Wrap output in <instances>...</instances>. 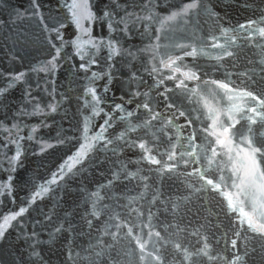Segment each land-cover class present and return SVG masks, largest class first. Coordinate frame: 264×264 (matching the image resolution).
<instances>
[{"label": "water", "instance_id": "95a60500", "mask_svg": "<svg viewBox=\"0 0 264 264\" xmlns=\"http://www.w3.org/2000/svg\"><path fill=\"white\" fill-rule=\"evenodd\" d=\"M37 2L45 18L61 19L66 14V10L62 8L64 0H37ZM190 2L191 0H151V3L155 5L152 11L159 20L129 22L130 32L122 31L123 24L111 33L104 25H92L90 27L92 36L103 38L105 41L109 38L118 41L115 45L117 53L112 61L114 79L110 90L107 93L103 91L106 83L103 76L96 79L94 83H89L91 71L98 73L109 71L106 60L108 49L97 53L98 63L91 65V71L86 74L82 71L75 72L73 65L78 66L81 61L71 44H66L63 49L64 60L55 76L56 91L52 93L53 85L46 86L43 83L46 74L33 71L34 68L39 69L42 66L43 61L47 59L49 49L41 42L40 26L37 18L32 14V0H0V87L6 85L8 73L14 75L17 72H23L26 77L10 90L7 102L11 106V111L0 107V121L12 122L18 109L26 108L29 113H32L35 104H39L43 109L41 113L18 116L15 121L21 124L20 135L24 137L21 140V149L25 159L16 174L15 202L13 203L10 198H3V203L0 204V220L8 210H18L29 196V186L23 181L30 179L37 185V189L46 187L45 182L51 179L48 170L53 169V166L60 162V158L71 147L67 143L56 145L54 149H48L46 156L42 153L37 155L41 142H51L50 138L60 131H64L69 136L80 137V133L76 131L77 121H80L83 126L84 117L88 115L84 100H91L90 95L86 96L84 93L87 87H95L98 95L104 98L100 106L105 109V112L111 111L113 103H122L128 111L134 112L135 118H127L126 112H116L117 118L113 120L112 127L108 130V134L113 138L126 130L129 120L132 125H137L148 118L142 108H136V104L143 102L145 97H134L135 103H129L127 95L129 91L138 90L141 93H148V98L152 100L156 111L164 113L166 117L175 116L176 123L181 126L179 132L181 142L186 143L184 138L195 130L198 136L197 145L203 142L206 133H203L202 129L212 124L215 113H220V119L226 120L224 113L231 104L236 103L245 111L251 106L248 98L234 97L230 101L228 96L234 95L233 93L219 89L210 83L206 88L205 82L220 80L229 83L230 88L233 89H264V83H261L264 81V71H262L264 69V37H261L258 32V29L264 28V0H202L204 5L214 10L216 15L213 18H209L208 13L203 9L199 11L191 9L183 19L180 17L175 20L166 19L172 12H178L184 4ZM91 3L94 10L114 3H120L122 7L126 4H135L137 7H129V11H136L140 15V9L145 0H91ZM118 11L120 16H123V11ZM142 14L149 15L147 12ZM249 20L255 23L248 26L246 22ZM46 22L50 21L46 19ZM65 24L64 39L71 41L75 38V29L71 23L66 21ZM240 24H245L246 28L239 29L237 26ZM249 31L253 33L250 37ZM233 36L237 37L235 41L232 40ZM88 40L87 35H81L79 40V46L85 54L91 50ZM217 42L221 48L212 47ZM151 45H158V47L149 50ZM175 45L184 46V50L189 52L194 47L196 55L185 56ZM223 48L234 51L235 55L231 58L224 57ZM129 52L133 55H128ZM218 56L221 59H217ZM169 58L172 59L171 65L163 66L161 61L168 63ZM153 68L156 69L155 72L152 71ZM189 70L195 71L199 80H184L187 90L177 88V80L184 79L182 73ZM132 73L136 74L137 79L129 88V76ZM38 82L39 88L36 86ZM46 87L47 91H45ZM209 89L215 90L213 94H209ZM26 90H30L31 98L24 95ZM62 96H70V102L68 99L62 100ZM81 97H84V100ZM57 103L60 104V110L51 112L47 105ZM168 105L172 107L169 108ZM180 111L185 112L184 117L179 116ZM234 115L240 123L236 125L237 134L231 139L234 145L244 148L245 145L239 133L247 134V121L240 118L239 112ZM119 117H125V119L121 120ZM186 119L192 120L193 124L186 125ZM102 122L100 117H95L88 126L95 125L98 128ZM254 128L257 138L260 134H264V128L258 125ZM33 129L35 131H32ZM167 131V136H158L155 141L162 145L161 152L163 147L167 146L169 137L176 141V128L172 127ZM29 133L32 139H29ZM93 135H95V128L87 141L81 137V142L86 145L83 151L90 150L87 147L89 143L95 144L92 140ZM137 137L144 139L147 147L155 146L151 130L137 127L134 132L127 133L126 138L136 140ZM234 145L233 163L238 166L240 158L235 156ZM177 146L179 147V144ZM10 147L15 150V146ZM141 151L138 147H125L118 151V158L109 153V160L103 167L89 161L82 174H76L66 184L61 185L55 199L41 192L37 197V206L24 205L31 210V216L26 215L29 229L33 227L31 223L33 218L43 220L41 213L52 216L51 222L45 221L43 224L35 225L42 242L37 248L41 264H65L66 261L67 264H117L118 260L120 264H123L118 253L123 250L126 242L124 245L105 248L100 257L91 255L93 248L90 246H96L99 242H103V245L112 242L110 236L101 234L105 231V224L115 214L129 216L126 206L130 203L132 208H143L146 217L153 196L160 201L181 203V210L176 219L172 218L170 212L164 211L163 204H157L152 208L157 215L153 223L157 225V230L162 231V235H165L163 229L167 225L180 223V227L186 228L187 231L176 232L175 228H171L169 230L172 234L171 239L182 242L191 251L199 246L200 236L195 234L199 231L201 235L209 237L213 249L211 255L219 254L220 257L231 259L230 253L236 250L230 247L226 249L225 234L231 237L233 229L239 227V220L247 219L242 213L259 218L253 213L251 203L237 195L238 190L232 186L230 179H226L218 193L209 195L198 193L195 188L199 187V181L195 176L185 178L183 175L169 176L157 173L156 165L141 161ZM224 151L226 152L227 149ZM70 154L75 157V150ZM157 159L166 160L167 157L158 155ZM223 160L227 161L228 155H224ZM65 163L71 168L76 160L73 158L66 160ZM121 166L127 171L137 173L136 177L124 179L120 176L119 180L109 185L108 181L112 179V173L116 172L119 175ZM222 166L225 167V175L230 176L231 165L222 164ZM5 168V163L0 161V188L3 186L2 181L9 174ZM185 170L190 171L191 168L185 169L182 166L180 172ZM212 173L219 175L214 168ZM142 176H147L148 180L142 181L140 179ZM144 184H148L149 187L144 188ZM229 199L235 207L234 210H228V215L225 216L221 209L226 207ZM93 202H95L96 210L100 212V215L96 217L90 215ZM130 218L139 225L135 215H131ZM209 219L211 223H208ZM86 220H92L91 227L85 222ZM60 223L63 224L65 231L55 233L53 230ZM202 225L205 227H201ZM244 228H247L246 223ZM240 230L244 231L243 228ZM136 231H140L139 227ZM49 233L53 234L51 240ZM244 237H247V247L244 246L242 237L239 248V254L244 257V264H264V239H260L252 232L244 233ZM144 239L147 240L148 237L145 235ZM69 250L73 257L71 260L68 259ZM95 251H100V248L95 247ZM167 251L166 264H180V258L173 253L170 245ZM36 259L30 256V249L25 242L22 239L17 240L15 231L6 241H0V264H30V262L35 264ZM184 264H190V262L186 260ZM195 264H209V262L207 258L202 260L196 258ZM216 264H223V260L217 261Z\"/></svg>", "mask_w": 264, "mask_h": 264}, {"label": "snow or ice", "instance_id": "6c2138e0", "mask_svg": "<svg viewBox=\"0 0 264 264\" xmlns=\"http://www.w3.org/2000/svg\"><path fill=\"white\" fill-rule=\"evenodd\" d=\"M129 7L136 8L137 6L135 4H126L122 7L120 3H114L105 5L104 8L99 10H94L91 0H64L62 8L66 10V14L61 19H54L45 18L40 12V5L37 0H32V14L37 18L38 25L40 26L41 42L49 49L47 59L43 61L42 66L39 69L34 68L33 71H40L46 74L43 83L46 86L53 85L51 87L52 93L56 91L54 87L55 76L64 60L63 49L66 44H71L75 49V54L79 56L81 61L78 66L73 65L75 72L82 71L86 74L91 71V65L98 63L97 53L103 49H108L106 60L108 62L107 68L109 71L104 73L91 71L89 83L92 84L96 79L103 76L106 79L103 91L107 93L110 90L111 83L114 79L112 72L114 65L112 61L117 53L115 45L118 41H114L111 38L105 41L103 38L92 36L90 27L94 24H101L106 26L111 33L117 30L120 24H123L124 28L122 31L130 32L131 28L128 26L129 22L137 23L141 20L146 22L159 20V17L152 11L155 5L151 3V0H145V3L140 9V15H138L136 11H129ZM191 9L197 11L203 9L208 13L209 18H213L216 15L214 10L202 3V0H191L190 3L184 4L178 12H172L166 19L175 20L177 17L183 19ZM118 10L123 11V16H120ZM144 12L149 13V15H143L142 13ZM117 17H119V19H117ZM46 19L50 22H46ZM66 21L71 23L76 32L75 38L71 41H66L64 39L63 30L66 27ZM161 23L163 24V21H161ZM246 23L250 26L254 24L255 21L249 20ZM147 26L146 23V29ZM237 27L243 30L246 28V25L240 24ZM258 32L261 37H264V28L258 29ZM252 34L251 31L248 32L249 37ZM81 35L89 36L87 43L90 45L91 50L87 54L83 53L79 46ZM157 39H159V37H157ZM213 39L215 38L213 37ZM236 39L237 37H232L233 41ZM157 47L158 45H151L149 50H153ZM175 47L180 48L185 56L196 55V49L194 47L191 52L185 51L184 46L181 45H175ZM212 47L221 48V45L217 42L212 45ZM222 51L224 57L231 58L235 55L234 51H229L227 48H223ZM85 55H87V59H85ZM128 55L131 56L133 54L129 52ZM177 59H179V57H177ZM217 59H221V57L218 56ZM171 63V58H169L168 63L161 61V64L165 67L170 66ZM152 71L155 72L156 69L153 68ZM174 71H179V69H174ZM262 71H264V69H262ZM6 75L7 83L5 86L0 87V107L11 111V106L7 102L9 92L13 86L17 85L18 82L24 81L26 77L23 72H17L14 75L8 73ZM245 75H247V73H245ZM253 75H255L254 70ZM182 76L184 79H178L176 83V87L179 89L187 90V84L184 83V80H199L196 72L192 70L182 73ZM136 79L135 73L129 76V88H131V83L136 81ZM249 79H251V77H249ZM161 83H163V81H161ZM209 83L226 92L233 93L234 95L228 96L230 101L233 100L234 97L236 99L246 97L251 106L245 111L240 105L236 103L231 104L224 113L226 120H221L220 113H215L212 117V124L202 129V132L206 133V135L203 137V142L199 145L196 144L198 136L195 130L184 138L186 143L181 142L179 137L181 126L176 123L175 116L166 117L164 113L156 111L152 100L148 98V93H141L138 90L129 91L127 93L128 102L135 103L134 97H145L143 102L136 104V108H142L148 118L137 125H132L131 120H129L126 130L113 138L108 134V130L112 127L113 120L117 118L115 115L116 112H126L127 118H135L134 112L128 111L122 103H113L111 111L105 112V109L100 106L104 98L98 95L96 88H85L84 93L86 96L90 95L91 100H84V97H81V99L84 100V104L87 105L86 110L88 111V115L84 117L85 123L83 126H81L80 121H77L76 131L80 133V137L69 136L64 131H60L50 138L51 142H41L37 155L42 153L46 156L48 154V149H54L56 145H64L67 143L71 145V147L60 158V162L54 165L53 169L48 170L51 179L45 182L46 187L37 189V185L30 179L23 181L25 185L29 186L28 191L30 194L26 197L25 201L22 202L18 210H8L7 213L3 215V219L0 220V241H6L8 236L15 231L17 240L22 239L30 249V256L37 258L35 264H41L40 253L37 251V248L41 246L42 242L39 239L40 233L36 230L35 225L43 224L45 221L51 222L52 216L50 214L41 213L43 220L33 218L31 220L33 227L29 229V221L26 219V215L31 216V210L24 205L31 204L34 207L37 206V197L41 192H45L48 196L55 199L57 190L61 188V185L66 184L70 179L74 178L76 174H82L85 165L88 164L89 161L99 167H103L105 162L109 160V153L118 158L119 150L125 147H138L142 150L140 156L141 161L147 162L149 165H156L157 173H163L169 176L183 175L185 178L195 176L199 181V187L195 188V191L198 193H203L204 195L218 193L226 179H230L232 181V186L238 190L237 195L244 197L251 203L253 213L258 215L259 218L257 219L256 216H248L247 213H242L247 219L239 220V227L233 229L231 237L225 234L226 249L230 247L236 250L230 253L231 259H228L227 257H220L219 254L211 255L210 253L213 249L209 237L201 235L199 231L195 233L200 236L199 246L194 247L191 251L182 242H176L171 239L170 237L172 234L169 231L171 228H175L176 232L187 231L186 228L182 229L180 227V223L167 225L163 229L165 235H162V231L157 230V225L153 223V221L157 219V215L152 211V208L156 207L157 204H163L164 211L170 212L172 218L176 219L181 210V203L179 201H160L156 196H153V200L148 206L146 217L143 208H132L131 203L126 206V211L129 213V216L126 217L121 214L111 216L109 221L105 224V231L101 234L110 236L112 242L107 245H103V242H99L96 246H90L93 248L91 255L100 257L105 248L124 245L126 242L123 250L118 253L123 264H166L169 245L173 253L180 258V264H184L186 260L189 261L190 264H195L196 258H201V260L207 258L209 264H216L219 260H223V264H244V257L239 254L242 237L243 244L247 247V237H244V233L252 232L260 239H264V134H260V137L257 138L254 128V126L257 125L260 128H264V89H233L230 88L229 83L220 80L206 81V88ZM261 83H264V81H261ZM36 86L39 88L40 83L38 82ZM47 90L46 87L45 91ZM214 91V89H209V94H213ZM24 95L31 98L30 90H26ZM61 99H68L70 102V96H62ZM47 107L53 113L60 110L59 103L49 104ZM168 107L170 108L172 106L168 105ZM42 111L43 109L40 108V105L35 104L32 113H29L26 108H22L17 110V115L13 116L12 122L6 123L0 121V136H2V139H0V161L5 163V171L9 173L6 179L2 181L3 186L0 188V204L3 203V198H10L13 203L15 202V193L17 189L16 174L17 170L22 167L25 159L24 152L21 149V140L24 139V137L20 135L21 124L15 121L18 116L32 115L41 113ZM237 112L240 113L241 119L247 121V134L244 132L239 133L240 139L245 145L244 148H241L239 145H234L231 139L233 135L237 134L236 125L240 123L234 115V113ZM179 116L184 117L185 112L180 111ZM95 117H100L103 122L98 125V128L95 125L89 127L88 125L91 124ZM119 119L123 120L125 117H119ZM5 120H7V117H5ZM192 124V120L186 119V125L191 126ZM137 127L151 130V136L155 143L153 148L147 147L145 140L140 137H137L136 140H129L126 138L127 133L134 132ZM172 127L176 128V141H173L169 137L167 146L163 147V151L161 152L160 149L162 145L155 141L158 136H167V130ZM93 128H95V135L92 136V140L95 141V144L89 143L87 147L90 150L83 151L86 145L81 142V137L84 141H87ZM32 131H35V129ZM32 138L31 133H29V139ZM178 144L179 147L177 146ZM233 145L236 149L235 156L240 158L238 166L233 163ZM10 146H15V150ZM218 149L220 150L219 152ZM225 149H227L226 152L224 151ZM73 150H75V157L70 154ZM9 153L12 154L10 155ZM158 155L166 156L167 159H157ZM224 155H228L227 161L223 160ZM73 158H75L76 163L69 168L65 161L72 160ZM222 164L231 165L230 176L225 175V167H223ZM182 166L185 169L190 167L191 170H185L181 173L180 169ZM213 168L219 175L212 173ZM136 175L137 173L127 171L126 168L121 166L119 175L113 172L112 179L108 181V184L112 185L115 180H119L120 176H123L124 179H129L135 178ZM140 179L142 181H147L148 177L142 176ZM148 187V184H144V188L147 189ZM190 187L192 186L190 185ZM140 198L143 199V197ZM234 207L232 200L229 199L226 207L222 208L221 211L227 216L228 210H234ZM157 212H159V208H157ZM90 215L93 217L100 215V212L96 210L95 202H93V209ZM131 215H135L136 219L139 221V225L131 220ZM85 222L89 227L92 226V220H86ZM208 223H211L210 219ZM245 223L247 224V228H244ZM137 227L140 229L139 232L136 231ZM201 227L205 226L202 225ZM242 228L244 229L243 232L240 230ZM145 230L147 231L145 232ZM53 231L55 233L65 231L63 224L60 223ZM52 235V233H49L50 240ZM145 235L148 237L147 240L144 239ZM95 247H99L100 251H95ZM68 259H73L71 250H69ZM65 264H67V261ZM117 264H120L119 260Z\"/></svg>", "mask_w": 264, "mask_h": 264}]
</instances>
